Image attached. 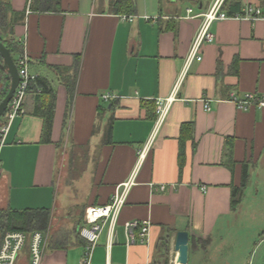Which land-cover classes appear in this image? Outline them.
Segmentation results:
<instances>
[{
    "label": "crops",
    "instance_id": "crops-1",
    "mask_svg": "<svg viewBox=\"0 0 264 264\" xmlns=\"http://www.w3.org/2000/svg\"><path fill=\"white\" fill-rule=\"evenodd\" d=\"M1 1L10 7L7 19L23 14L11 34L22 46L16 58L26 53L35 81L0 151V211L56 214L75 207L79 214L74 233L50 237L42 264H85L86 242L76 234L84 210L107 205L130 181L112 244L106 222L89 264H176L174 237L180 231L189 234L188 264H201L197 255L216 234L223 240L231 224L248 227L242 225L249 213L243 200L255 172L264 175V108L238 110L230 96H264V0H240L242 13L246 6L260 10L253 20L214 23V42L202 47V60L185 72L202 23L185 19L186 11L203 14L211 0H131V7L130 0ZM72 84L69 100L66 87ZM41 85L54 96L49 143L41 142L43 122L32 115L33 92H41ZM8 86L2 81L0 90ZM173 94L159 120L158 109ZM78 151L92 163L76 173L88 188L81 201L62 205L64 185L75 188L77 182L72 168ZM64 163L69 173L62 172ZM243 165L248 181L240 205L232 209ZM151 184L165 190L154 191ZM132 221L149 224L145 243L126 245L124 224ZM165 240L166 251L160 246ZM57 243L64 247L49 248ZM263 245L264 237L255 249ZM16 264H30L28 248Z\"/></svg>",
    "mask_w": 264,
    "mask_h": 264
},
{
    "label": "built area",
    "instance_id": "built-area-1",
    "mask_svg": "<svg viewBox=\"0 0 264 264\" xmlns=\"http://www.w3.org/2000/svg\"><path fill=\"white\" fill-rule=\"evenodd\" d=\"M227 0H212L209 9L203 14L192 15L191 9L186 11L185 19H201V26L194 37L191 44L189 53L185 60L184 72L189 66L195 62L202 60L201 50L205 44L214 42V34L211 32V26L220 21L232 17H246L249 19H255L261 16V12L258 9L246 6L242 15L229 16L224 10V5ZM127 20L126 18H122ZM131 21V20H129ZM17 72L19 76V84L10 100L7 109L1 118L3 123L0 124V151L4 145L5 137L10 128L11 122L18 116L23 114L24 100L27 94V88L30 81L34 78L30 76L28 72V58L25 52L21 54L16 62ZM179 88V84L177 86ZM176 87V89H177ZM175 93V92H174ZM175 94L168 98L161 108L158 109V119L164 114L165 106H168L174 99ZM108 96L102 97V100L107 101ZM230 101L235 104L238 110H247L251 106L258 108H264V96L257 94H245L242 97H237L234 94L230 96ZM205 109L209 111V105L206 103ZM160 120V119H159ZM158 122V120H157ZM148 146L146 145L139 154V158H144L148 152ZM132 182H127L117 189L113 198L107 205L99 207H88L84 210L83 223L84 225L79 230V236L86 242L85 248V264H89V259L94 247L97 244L99 235L106 222L109 224V239L112 244V238L114 236V227L118 219V215L128 190ZM154 191H164L165 186L161 185L155 188L153 184L150 185ZM203 191L205 187L201 188ZM149 231V224L147 222H127L124 224V235L126 239V245L134 244L136 241L139 243H145L147 240ZM137 232V234H136ZM47 244V234L42 231L31 232L26 234L23 232L5 233L0 241V264H16L19 254L28 246L30 264H42L43 251Z\"/></svg>",
    "mask_w": 264,
    "mask_h": 264
},
{
    "label": "rangeland",
    "instance_id": "rangeland-1",
    "mask_svg": "<svg viewBox=\"0 0 264 264\" xmlns=\"http://www.w3.org/2000/svg\"><path fill=\"white\" fill-rule=\"evenodd\" d=\"M196 10L199 11L198 9ZM1 31L2 30L0 29V32ZM4 33H1V37L5 38ZM73 154L74 156L76 155L75 158L78 157V160H75L76 164H74L72 168L74 170L73 172H75L77 182L74 185L75 188L67 187V189H65L66 186L64 185V189L59 194V200L62 205H67L71 201L73 203L81 201V199H84V196L81 194H83L88 188L87 183H85V177L84 179L79 180L81 178V174L76 175V173L77 171L83 169V166L92 165L91 160H86L90 156L84 158L82 153L80 154L79 151L74 152ZM83 161L85 162L83 163ZM258 170L260 175L258 172H255V176L251 177L250 184L248 186V196L243 200L245 210L249 211L246 219H248V222H251L252 224H249L248 222L246 224H242L243 226H248L246 229L238 226V224H231L229 233L223 240L219 238V234H216L210 244L205 246L204 250L200 251L197 255V261L201 264H256L259 259H261V262L260 260L259 262L264 264V245L261 247L258 246L255 249L258 239L264 237V233H262L264 231V175L260 169ZM66 171L68 172V166L64 163L62 172ZM88 174L90 175V171ZM72 176L74 177V175ZM64 183L69 184V181H64L63 184ZM75 210V207H71L65 212L61 211L56 214L53 212V214L51 213V217L53 218H51L49 227L46 230L47 243L52 235L61 234L63 232L74 233L75 228L78 225L77 223H79V214L78 212L76 213ZM71 215L73 217L69 218ZM249 215L252 216V221H250ZM75 216L77 217L76 219H74ZM70 219L72 220L70 221ZM76 234L79 237V231H76ZM252 249L254 252L251 254Z\"/></svg>",
    "mask_w": 264,
    "mask_h": 264
},
{
    "label": "trees",
    "instance_id": "trees-1",
    "mask_svg": "<svg viewBox=\"0 0 264 264\" xmlns=\"http://www.w3.org/2000/svg\"><path fill=\"white\" fill-rule=\"evenodd\" d=\"M129 5L130 7L132 6L131 0L129 1ZM240 7H241L240 0H227L224 5V10L227 12L229 16H234L239 13L242 15V12L239 10ZM237 10H239L240 12L235 13V11ZM9 12H10L9 5L3 4L2 1L0 0V29L2 30L0 32V41L2 42L4 47L9 50L14 62H16L17 60L16 57L18 54H20L22 46L14 40L11 31L15 26V24L19 22L20 18L23 17V14L13 13V17H10L11 19L9 20L7 19ZM1 33L5 34V38L1 37L2 36ZM237 63L238 60L234 59L232 63V68L234 71L236 70ZM0 64H1V60H0ZM2 81H7V83L9 84V77L7 73L0 67V83ZM34 81L35 79L29 82L27 88V94L31 91ZM41 87L43 86L41 85ZM66 88H67L68 96L70 97L69 100H71V96L73 94L72 93L73 84L68 85ZM7 91H8V87H6L5 90H0V101L5 97ZM33 97H34L33 98L34 107H33L32 115L41 119L43 122L42 132H41V142L49 143L50 135L52 131L53 115H54V96L52 92L45 91V88L43 87L41 92L37 93V90H35L33 92ZM24 105H23V111H24ZM1 123H3L2 119H0V124ZM110 130L111 129L109 128L107 132L106 142L109 141L108 137L111 134ZM228 148L231 151L232 147L229 142H228ZM182 154L183 153L181 146V151L179 156L180 159L182 157ZM247 181H248V170H247V166L243 165L241 188L232 189V196H231L232 209L236 208L242 201V198L244 196V189L246 187ZM50 215H51L50 211L44 209L23 210V211L9 210L7 212L0 211V237L2 238V236L7 232L8 233L23 232L26 234H30L31 232H35V231L46 232L50 223ZM51 245L52 244L49 245V248L51 250L61 249L64 247V245H62L61 243L54 244V246ZM160 246L161 248L163 247L165 251L168 249L166 240L162 241ZM26 248H28V246Z\"/></svg>",
    "mask_w": 264,
    "mask_h": 264
},
{
    "label": "water",
    "instance_id": "water-1",
    "mask_svg": "<svg viewBox=\"0 0 264 264\" xmlns=\"http://www.w3.org/2000/svg\"><path fill=\"white\" fill-rule=\"evenodd\" d=\"M0 67L7 73L9 77L8 91L5 97L0 101V119L3 117L10 100L19 84V76L17 72L16 64L8 49L4 47L0 41ZM174 251L177 254L176 264H188L189 258V234L186 231H180L175 234L174 237ZM163 264H171L167 261Z\"/></svg>",
    "mask_w": 264,
    "mask_h": 264
}]
</instances>
